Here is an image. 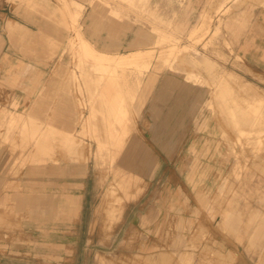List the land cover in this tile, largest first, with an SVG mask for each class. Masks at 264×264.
Returning <instances> with one entry per match:
<instances>
[{"label": "rangeland", "instance_id": "obj_1", "mask_svg": "<svg viewBox=\"0 0 264 264\" xmlns=\"http://www.w3.org/2000/svg\"><path fill=\"white\" fill-rule=\"evenodd\" d=\"M261 10L264 0H0V264H127L120 251L131 222L150 199L175 196L170 185L158 191L146 164L169 149L155 140L169 133L173 117L188 137L181 196L195 203L192 213L208 216L209 230L240 246L241 264H264V246L249 235L256 215L264 218L257 192L264 189V103L256 114L264 79L235 51ZM8 24L22 37L15 46ZM139 38L135 49L151 57L117 81L81 51L85 40L127 54ZM152 74L157 83L144 95L138 81ZM167 78L175 86L161 96ZM108 88L123 98L110 102L124 110L127 144L141 151L123 165L129 175L118 170L123 155L115 157L104 133L108 103L100 94ZM92 103L101 112L87 126ZM74 187L82 197L69 196ZM61 218L66 245L47 243L48 233L62 240L52 234Z\"/></svg>", "mask_w": 264, "mask_h": 264}, {"label": "crops", "instance_id": "obj_2", "mask_svg": "<svg viewBox=\"0 0 264 264\" xmlns=\"http://www.w3.org/2000/svg\"><path fill=\"white\" fill-rule=\"evenodd\" d=\"M255 15L256 17L252 20L247 33L238 41L235 51L245 66L264 79V10L258 11ZM6 34L11 46H15L16 42L22 38L19 28L13 24L7 25ZM139 42H141L140 38L137 39V42L135 40L131 42L127 54L110 55L100 52L94 46L90 47L100 55L120 58L143 52L135 49ZM2 47L3 43H0V50ZM6 58H4L5 64L8 61ZM153 74L146 82L141 81L140 83V87L143 84V88H146V90L143 89L144 95H148L157 83L158 77ZM174 86L175 82L167 78L164 87L162 85L160 87V95L162 96L163 93L173 89ZM156 102L157 99L152 106H156L154 104ZM35 110L36 107H33L31 112L34 113ZM70 118H72L71 114L64 117L68 120ZM175 118H171L168 126H166L169 127V133H161L155 140L156 142L165 143L163 146L169 149L160 151V154L147 156V161L152 158L155 165L146 161L147 167L154 166L155 168L152 182L156 183L158 191L161 192L160 189L170 185L173 188L170 193L175 194V196L169 198L154 197L140 210L136 219L131 222L126 238L128 240L121 247L120 254L123 262L128 260L127 264H241L239 255L242 252L240 246L235 245L233 242L228 244L225 237L218 231L209 230L208 225L203 224L210 220L208 216L192 213L189 207L195 205V203L191 202V198L183 197L180 194L182 191L179 190V187L181 188L184 185V175L186 173L184 161L188 156L181 144L188 142V137L186 133L179 132L181 131V125L179 128L177 117ZM65 125L68 133L73 132L70 126L71 121H68ZM74 185L79 186L80 183H74ZM257 192L261 203H264V189L258 188ZM58 194H63L62 196L65 197V187L61 192L58 191ZM69 194L72 197H82L81 191H77L75 187ZM59 195L58 197H60ZM63 197L59 198V202ZM31 205L34 208L39 206L40 203L31 202ZM62 213L64 214V211H59V214ZM258 217L259 215H256V218L253 219L258 223L254 224L253 230L249 231V235L252 245L262 249L264 246V230L260 231L259 228L260 224L264 222V218L258 219ZM224 220L226 221V219ZM59 221L64 222V224L58 223L57 226H53L52 228H56L57 231L52 234H57L53 237L57 236L62 240L53 242L50 240L51 234L48 233L47 243L65 246L64 241L67 237L65 221L62 218ZM227 221L229 229L237 226L233 219H229L228 215ZM132 235L134 237L131 239ZM235 260L237 261L235 262ZM250 264H257L256 258L255 261L251 259Z\"/></svg>", "mask_w": 264, "mask_h": 264}, {"label": "bare ground", "instance_id": "obj_3", "mask_svg": "<svg viewBox=\"0 0 264 264\" xmlns=\"http://www.w3.org/2000/svg\"><path fill=\"white\" fill-rule=\"evenodd\" d=\"M194 34H195V32H192V35H194ZM163 39L165 40L164 37H163ZM81 51L87 57H89V59H86V60H88V61L91 60L93 62V66L99 72H105L106 74H108V76H107L108 82H110L112 80L117 81L120 78L119 72L122 71L123 69H127L126 68L127 66H129V67L135 66L136 68L141 69L142 66H141V63H139V61L145 59L146 57L147 58L151 57V55L142 54L143 52H137V53L131 54L129 56L120 57V58L109 57L107 55H100L94 49H92L90 47V45L87 42H85V40H81ZM143 67L145 69H147L149 67V63H144ZM140 83H141V79L138 81L137 86H140ZM249 89H251V88H249ZM256 94H258V93H256ZM100 99H101L100 102H102L101 105H103L104 103H108V104L103 105V107H104L103 113L100 111L101 105H99V107H100L99 108L98 106H96V103H92L90 113H89V116L87 117L85 125H87V126L88 125H90V126L94 125V124H92V122H93V119L95 118L97 112H101L102 117L107 118V121H104V123H105L104 133L107 136V140L112 143L111 146H113L115 157L118 158L119 156L123 155L121 163L119 164L121 167H119L118 170L121 171L123 174L129 175V173H127L125 171L123 165H125L126 161L128 160V157H129L131 151H132L131 153L134 156L133 157L134 160H137L136 158L140 157L139 154H141L140 153L141 151L139 150L138 146H136L134 144V142H133L131 147L129 144H127V138L129 135L128 127L123 128V125H122L123 122L119 119L120 117L123 116L124 110H123L122 106H116V105L112 104V102H110V101L123 100V98H119L117 95H114L112 90L110 88H108L105 91H103V89H102V92L100 94ZM256 101L259 103V106L256 107V114H257V112L259 111L258 108H263L264 98H262L260 96H256ZM111 116H112V119L110 120ZM256 125H258V124H256ZM255 127L257 128L258 126H255ZM258 129H261V128L258 127ZM144 149H146V148H144ZM116 159L114 158L115 161H116ZM146 173H148V172H146ZM149 176H150V174H149ZM128 179L129 178H127L126 176L123 178V182L125 185H129L131 183V181ZM156 193H157V191H156ZM151 210L153 211V209H151ZM228 216H229V219L231 220L232 214L229 213ZM263 226H264V222L262 224H260V228H259L260 231L264 230Z\"/></svg>", "mask_w": 264, "mask_h": 264}]
</instances>
